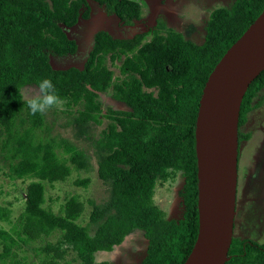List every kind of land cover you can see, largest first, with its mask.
<instances>
[{"label":"trees","instance_id":"16d2710c","mask_svg":"<svg viewBox=\"0 0 264 264\" xmlns=\"http://www.w3.org/2000/svg\"><path fill=\"white\" fill-rule=\"evenodd\" d=\"M89 2L124 24L141 17L133 0H0V161L7 163L9 179H35L26 186L24 209L10 230L0 227V264H21L16 250L54 233L60 239L37 251L40 264H62L70 250L81 264H107L95 263L94 254L112 251L136 230L144 232L148 244L140 264H183L198 233L194 130L202 90L222 56L261 14L264 0H234L214 9L199 45L161 22L130 39L97 30L82 68H54L52 58L75 55L76 41L66 30L89 19ZM108 60L121 61L119 76ZM44 78L52 79L65 100L58 114L69 118L64 127L73 128L76 139L90 140L91 129L108 121L92 147L97 177L108 185L109 197L102 204L89 201L85 226L78 222L85 206L77 196L68 198L58 214L44 207V183L65 182L72 170L90 169L85 151L52 136L47 112L31 114L22 99L24 87H36ZM108 90L129 111H104L99 95ZM263 92L264 71L240 106L239 150L251 136L241 129L247 115L263 105ZM49 111L55 115L57 110ZM176 172L183 178L181 212L167 219L153 198L157 185ZM9 215L0 206V222L10 223ZM228 257L225 264H264V244L233 238Z\"/></svg>","mask_w":264,"mask_h":264},{"label":"rangeland","instance_id":"374dc122","mask_svg":"<svg viewBox=\"0 0 264 264\" xmlns=\"http://www.w3.org/2000/svg\"><path fill=\"white\" fill-rule=\"evenodd\" d=\"M133 1L140 5L141 17L131 24H124L114 15L106 14L95 3L89 2V19H81L75 26L66 30L67 36L76 41L77 52L73 56L52 58V66L56 69H67L72 66L82 68L93 43V34L97 30H106L117 39H130L136 34L153 30L157 23L161 22L165 29L180 33L184 35L185 40L199 45L204 41L210 13L217 8L229 7L234 0ZM188 28H191L190 35L186 33ZM149 38L150 36L146 40ZM107 64L113 71L114 77L119 76L117 66L121 64V61L115 62L113 66L108 60ZM31 88H35V86H26L21 90L23 100H27ZM99 99L104 111L107 107L117 111H129L123 103L112 99L110 90L100 94ZM60 111L57 110L55 115L50 111L46 113L47 124L52 128L50 134L69 140L78 149L85 151L90 157V169L86 172L72 170L70 177L65 182H57L52 185L44 183V207L58 214L68 198L77 196L85 206V213L78 222L85 226L91 211L89 201L102 204L109 197L108 185L97 177V162L92 147V141L98 137L100 131L105 129L108 121L103 120L101 126L91 129L90 140L76 139L75 130L71 127H64L69 118L63 114L59 115ZM72 113L74 114V112ZM241 130L244 133H250L251 136L248 141L242 142L239 150V192L236 201L233 238L249 240L262 245L264 244V103L247 115L246 123ZM36 135L44 136L41 132H36ZM6 173L7 163L0 161V206L10 211V223L0 222V227L8 231L24 209L23 196L26 186L35 179L11 180L6 176ZM85 179L89 180L86 187L75 185L77 180ZM182 184V174L176 172L173 179H169L155 188L154 203L165 213L167 219L177 218L180 215L179 192ZM59 239L60 234L54 233L50 237H45L14 251L17 259L21 260V264H40L41 254H38L37 251L47 244H55ZM147 245L144 232L136 230L128 235L119 246H115L112 251L94 254V262L140 264L146 256ZM64 261L62 264H81L71 250L66 253Z\"/></svg>","mask_w":264,"mask_h":264},{"label":"water","instance_id":"95a60500","mask_svg":"<svg viewBox=\"0 0 264 264\" xmlns=\"http://www.w3.org/2000/svg\"><path fill=\"white\" fill-rule=\"evenodd\" d=\"M262 71L264 9L222 56L202 90L194 130L198 233L183 264L229 260L238 189L240 106Z\"/></svg>","mask_w":264,"mask_h":264},{"label":"clouds","instance_id":"9594fccd","mask_svg":"<svg viewBox=\"0 0 264 264\" xmlns=\"http://www.w3.org/2000/svg\"><path fill=\"white\" fill-rule=\"evenodd\" d=\"M26 103L31 114L36 115L45 114L53 108L62 110L65 100L59 95L52 79L44 78L37 82L35 88L30 89Z\"/></svg>","mask_w":264,"mask_h":264},{"label":"flooded vegetation","instance_id":"af4514ba","mask_svg":"<svg viewBox=\"0 0 264 264\" xmlns=\"http://www.w3.org/2000/svg\"><path fill=\"white\" fill-rule=\"evenodd\" d=\"M238 176H239V173H238ZM238 180H239V178H238ZM239 184V183H238ZM238 192H239V187H238V190H237V195H238Z\"/></svg>","mask_w":264,"mask_h":264}]
</instances>
